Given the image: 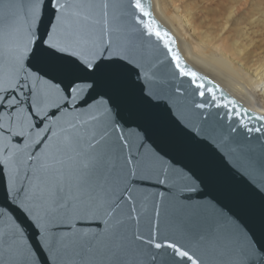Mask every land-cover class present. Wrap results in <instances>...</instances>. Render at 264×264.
I'll return each instance as SVG.
<instances>
[{
    "label": "water",
    "instance_id": "water-1",
    "mask_svg": "<svg viewBox=\"0 0 264 264\" xmlns=\"http://www.w3.org/2000/svg\"><path fill=\"white\" fill-rule=\"evenodd\" d=\"M0 264H264V115L152 0H0Z\"/></svg>",
    "mask_w": 264,
    "mask_h": 264
},
{
    "label": "rangeland",
    "instance_id": "rangeland-1",
    "mask_svg": "<svg viewBox=\"0 0 264 264\" xmlns=\"http://www.w3.org/2000/svg\"><path fill=\"white\" fill-rule=\"evenodd\" d=\"M163 1L169 10L168 12L172 14H176L174 5L179 7L183 13L195 7H200L199 12L195 16V31H188L191 34L190 40L192 44L207 55L224 56L227 62L231 64L232 76L239 82L238 87H246L255 96L253 101H249L245 96L237 92L240 99L264 114V93L257 86V79L264 76V0ZM228 5H233L237 8L236 20L230 23L229 28L222 37H218L219 30L217 27L220 21L225 18ZM254 46L257 47L255 48L257 51L255 54L257 55L252 56L249 60L246 58L248 57L247 54L244 56L246 60L243 57H239L238 50L243 52V48L249 50ZM203 67H201L202 70H207L206 72L211 70L205 66ZM255 69L256 71H254ZM226 71L228 72V70L224 69L225 73ZM215 72L212 70L209 73L213 74L216 80L218 78V82H222L221 84L234 90L219 73ZM259 105H262L263 108L259 107Z\"/></svg>",
    "mask_w": 264,
    "mask_h": 264
},
{
    "label": "bare ground",
    "instance_id": "bare-ground-1",
    "mask_svg": "<svg viewBox=\"0 0 264 264\" xmlns=\"http://www.w3.org/2000/svg\"><path fill=\"white\" fill-rule=\"evenodd\" d=\"M152 7H153V13H154L155 17L164 26H166L173 33V35L175 34L174 36L176 38L178 48L180 49L185 60L189 64H191L193 67H195L197 70L201 71L202 73H204L205 75H207L208 77L212 78L217 83L222 85L230 94H232L234 97H236L246 107L255 110L250 105L244 103L240 99L237 92H239V94L245 96L249 101H251V100L253 101L255 96L246 87H243V86L238 87L239 82L233 78V76H232L233 70L231 68V64L229 62H227V59L222 55L221 56H217L216 54L215 55H207V54L203 53L200 49H197L196 46H194L192 44V42L190 40L191 34H189L188 31L189 30L193 31L196 28L195 16H196V13L199 12L200 7L199 8L195 7L193 9L188 10L186 13H183L179 9V7L174 5V8L176 10V14H172V13L168 12L169 10H168V8H167V6L163 0H152ZM236 9L237 8L235 6H233V5L229 6L228 5L227 13L224 16L225 18H223V20L220 21V23L217 27L219 30L218 31V37H222L223 34L225 33V31L229 28L230 23L233 20H236V18H235L236 14H237ZM255 48H257V47H255V46L251 47L249 50L248 49L245 50V48H243V50H244L243 52L239 51V50L237 52L239 54V57H243V58H244L245 54H247L248 57H246V58L249 60L252 56L257 55V54H255V53H257ZM258 49H259V47H258ZM203 66L211 69V70H209V72L213 70V71H216L217 73H219V75H221V77H223L234 88V90L230 89L229 87L225 86L224 84H221L222 82L221 83L218 82L219 79L217 78V80H218L217 81L213 74L206 72L207 70L206 71L202 70L201 67H203ZM224 69L228 70L229 73L227 71L225 73ZM254 71H256V69ZM257 86L259 88H261V90L264 93V76H262L260 79H257ZM259 107L263 108L262 105H259ZM255 111H257V110H255ZM257 112H259V111H257ZM259 113H261V112H259ZM261 114H263V113H261Z\"/></svg>",
    "mask_w": 264,
    "mask_h": 264
}]
</instances>
